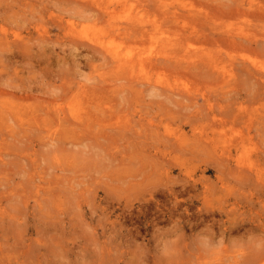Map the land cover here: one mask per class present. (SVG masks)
<instances>
[{"label": "rangeland", "instance_id": "rangeland-1", "mask_svg": "<svg viewBox=\"0 0 264 264\" xmlns=\"http://www.w3.org/2000/svg\"><path fill=\"white\" fill-rule=\"evenodd\" d=\"M0 264H264V0H0Z\"/></svg>", "mask_w": 264, "mask_h": 264}, {"label": "bare ground", "instance_id": "bare-ground-1", "mask_svg": "<svg viewBox=\"0 0 264 264\" xmlns=\"http://www.w3.org/2000/svg\"><path fill=\"white\" fill-rule=\"evenodd\" d=\"M252 6L251 7H253V3L251 4ZM108 7H106V9H107ZM110 14H114V12H109ZM116 53V52H115ZM115 57L116 58H119V53L117 52L116 54H115Z\"/></svg>", "mask_w": 264, "mask_h": 264}]
</instances>
